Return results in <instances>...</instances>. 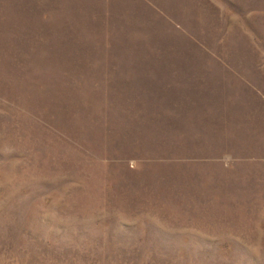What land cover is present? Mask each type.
<instances>
[{"label": "rangeland", "instance_id": "1", "mask_svg": "<svg viewBox=\"0 0 264 264\" xmlns=\"http://www.w3.org/2000/svg\"><path fill=\"white\" fill-rule=\"evenodd\" d=\"M37 4L0 0V264H264L236 93L179 120L168 72L264 62V0Z\"/></svg>", "mask_w": 264, "mask_h": 264}, {"label": "crops", "instance_id": "2", "mask_svg": "<svg viewBox=\"0 0 264 264\" xmlns=\"http://www.w3.org/2000/svg\"><path fill=\"white\" fill-rule=\"evenodd\" d=\"M173 64L174 70L168 71L169 74L187 80L184 90L181 88V84L175 86L178 93V102L175 106L179 120L183 114L189 116L215 114L218 110L220 97L217 93L218 84L224 83L226 86L224 94L236 93L232 97L223 98L228 100L227 108H231L234 114L237 113L236 116L239 114L238 111L242 110L243 113L242 123L244 122L246 125L243 132L249 149L245 154L249 159L264 163V62H243L240 64L232 61L210 60ZM241 69H245V71ZM228 81H232V85L229 83L228 85ZM182 92L185 93V96H182ZM182 97L187 100L184 105L181 103ZM193 120L188 118L187 123H197ZM213 130L210 129V131Z\"/></svg>", "mask_w": 264, "mask_h": 264}, {"label": "trees", "instance_id": "3", "mask_svg": "<svg viewBox=\"0 0 264 264\" xmlns=\"http://www.w3.org/2000/svg\"><path fill=\"white\" fill-rule=\"evenodd\" d=\"M13 4L17 5L19 15L25 14V16L35 17L37 15L39 6L37 0H10ZM33 14V15H32ZM38 17V16H36Z\"/></svg>", "mask_w": 264, "mask_h": 264}]
</instances>
